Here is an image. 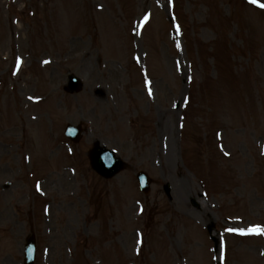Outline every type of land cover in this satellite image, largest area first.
Returning a JSON list of instances; mask_svg holds the SVG:
<instances>
[{
    "label": "rangeland",
    "instance_id": "1",
    "mask_svg": "<svg viewBox=\"0 0 264 264\" xmlns=\"http://www.w3.org/2000/svg\"><path fill=\"white\" fill-rule=\"evenodd\" d=\"M260 4L0 0V264L30 231L35 264H264V235L240 232L264 228ZM96 144L124 161L109 180Z\"/></svg>",
    "mask_w": 264,
    "mask_h": 264
},
{
    "label": "water",
    "instance_id": "2",
    "mask_svg": "<svg viewBox=\"0 0 264 264\" xmlns=\"http://www.w3.org/2000/svg\"><path fill=\"white\" fill-rule=\"evenodd\" d=\"M71 85H73L75 88L74 90H78L80 88V84L77 80L73 78V76L69 77ZM72 131H77L75 129L70 130L69 128L67 129V133H70ZM110 157V159H109ZM93 165L97 172L103 174V175H110L114 171L119 168V161L117 162L116 159L110 156V152H106L105 149L102 148H97V150L94 151L93 154ZM139 181L141 180V176L138 175ZM143 180V179H142ZM147 191V188H143V192ZM27 248L29 249L28 254L31 257L27 256V261L26 264H32V259H33V250L31 249V245H27Z\"/></svg>",
    "mask_w": 264,
    "mask_h": 264
},
{
    "label": "snow or ice",
    "instance_id": "3",
    "mask_svg": "<svg viewBox=\"0 0 264 264\" xmlns=\"http://www.w3.org/2000/svg\"><path fill=\"white\" fill-rule=\"evenodd\" d=\"M253 3H259V0H252ZM261 7H264V4H260ZM254 234H262L264 235V228H261L259 226L253 228L250 230Z\"/></svg>",
    "mask_w": 264,
    "mask_h": 264
}]
</instances>
